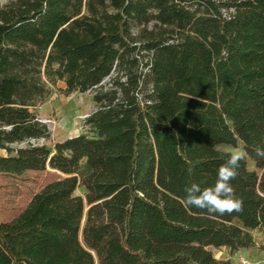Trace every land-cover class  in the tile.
<instances>
[{"label": "trees", "instance_id": "trees-1", "mask_svg": "<svg viewBox=\"0 0 264 264\" xmlns=\"http://www.w3.org/2000/svg\"><path fill=\"white\" fill-rule=\"evenodd\" d=\"M57 82L66 94L90 93L95 110L85 133L47 146L39 141L48 128L32 110ZM221 146L244 153L230 181L243 209L224 215L185 203L192 183L214 185L230 154ZM257 147L264 0H16L0 8V174L64 175L0 223V264H230L210 249L234 256L257 248L253 233L264 231Z\"/></svg>", "mask_w": 264, "mask_h": 264}, {"label": "rangeland", "instance_id": "rangeland-1", "mask_svg": "<svg viewBox=\"0 0 264 264\" xmlns=\"http://www.w3.org/2000/svg\"><path fill=\"white\" fill-rule=\"evenodd\" d=\"M15 1L0 0V8L6 7ZM50 90V96L32 110L48 128L50 138L46 141H39V144L47 146H52L56 142L85 133L87 128L84 127L83 121L95 110L91 94L88 92L84 94L78 92L66 94L65 86L61 82H57ZM218 149L223 152L240 151L243 153L240 147L221 146ZM0 156H6V153L0 150ZM247 168L250 171H256L258 176L261 175V172L257 171L253 163L248 160ZM63 178L64 175L49 168L43 171H27L20 175L0 174V223L12 221L28 206L35 194L39 193L48 184ZM74 195L83 198L84 190L79 187L75 190ZM86 210L85 206L78 234L81 244V231L85 222ZM253 237L257 248L264 246V231L262 233L254 232ZM257 248L245 250L244 254L237 253L234 256H230L223 248L210 249V251L216 260L229 261L230 264H242L243 261L249 264H264V252L259 251ZM95 264H97L96 259Z\"/></svg>", "mask_w": 264, "mask_h": 264}, {"label": "clouds", "instance_id": "clouds-1", "mask_svg": "<svg viewBox=\"0 0 264 264\" xmlns=\"http://www.w3.org/2000/svg\"><path fill=\"white\" fill-rule=\"evenodd\" d=\"M256 153L258 156L264 157V148L257 147ZM243 158L244 153L231 152L227 160L218 168L214 185L201 189L199 184L192 183L185 189V203L188 206L220 215L242 211L243 200L236 195L230 181L238 175L237 169Z\"/></svg>", "mask_w": 264, "mask_h": 264}, {"label": "crops", "instance_id": "crops-1", "mask_svg": "<svg viewBox=\"0 0 264 264\" xmlns=\"http://www.w3.org/2000/svg\"><path fill=\"white\" fill-rule=\"evenodd\" d=\"M65 140V139H64ZM64 140H62V141H64ZM62 141H59V142H62ZM245 253V250H240L239 252H238V254H244Z\"/></svg>", "mask_w": 264, "mask_h": 264}, {"label": "built area", "instance_id": "built-area-1", "mask_svg": "<svg viewBox=\"0 0 264 264\" xmlns=\"http://www.w3.org/2000/svg\"><path fill=\"white\" fill-rule=\"evenodd\" d=\"M242 264H249V263H246V261H243Z\"/></svg>", "mask_w": 264, "mask_h": 264}]
</instances>
